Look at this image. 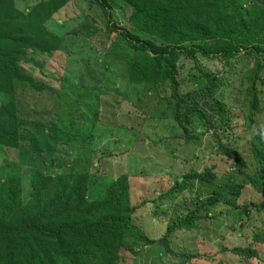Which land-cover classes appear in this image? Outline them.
Listing matches in <instances>:
<instances>
[{
	"label": "trees",
	"instance_id": "trees-1",
	"mask_svg": "<svg viewBox=\"0 0 264 264\" xmlns=\"http://www.w3.org/2000/svg\"><path fill=\"white\" fill-rule=\"evenodd\" d=\"M72 1L43 0L21 11L16 0H0V149L19 150L24 131L31 126L21 116L19 93L54 88L55 82L46 81L51 73L37 77L32 70L39 65L36 58H52L63 46L64 38L49 31L46 24ZM90 1L103 12L109 32H118L125 44L129 84L171 91L167 97L171 118L183 129L186 142L193 139L192 118L213 127L211 118L218 117L219 125L212 132L216 150L239 160L243 184L184 204L180 217L173 216L168 223L162 220L161 235L150 238L146 228L136 223L139 208L151 203L159 216L155 204L175 198L181 185L216 181L211 168L191 172L159 197L139 204L132 202L131 180L124 173L111 180L99 200L89 195V172L37 168L28 183L14 173L0 176V264H126V253L140 243L160 245L177 261L188 264L195 256L175 251L173 235L178 230H198L199 223L215 219L214 210L223 207L227 218L235 213L241 217L227 226L230 238L224 237L216 254L229 253L236 264H264V0H122L131 9L128 25L122 28L113 20L117 0ZM199 57L226 66L231 61L249 62L241 75L235 73L240 80L235 87L240 94L238 105L228 108L218 93L224 86L234 87L235 82H228L231 72L211 73L198 63ZM182 60L194 62L189 78L194 88L186 93L180 78ZM30 62L34 65L26 67ZM203 99L213 115L199 107ZM97 105L86 108L84 119L88 115L99 128L107 127L100 112L108 105ZM73 111L65 113L79 120L82 111L78 106ZM168 117L161 113L158 120ZM206 255L203 261H208Z\"/></svg>",
	"mask_w": 264,
	"mask_h": 264
},
{
	"label": "rangeland",
	"instance_id": "rangeland-1",
	"mask_svg": "<svg viewBox=\"0 0 264 264\" xmlns=\"http://www.w3.org/2000/svg\"><path fill=\"white\" fill-rule=\"evenodd\" d=\"M40 1L43 0H16V5L19 10L26 11ZM112 14L117 27L122 28L128 25L131 9L122 0H117ZM46 27L63 37L64 43L52 58H36L39 65L32 72L37 77L44 76L43 72L51 73L46 81L55 82L54 88L45 92L19 93L21 116L31 126L24 131L25 141L19 150L0 149V176L14 173L28 183L37 168L56 173L89 172L92 179L89 195L93 200H99L104 197L111 180L118 173H124L131 180L132 202L139 204L159 197L185 175L211 168L217 175L216 181L210 184L191 181L181 185L175 198L155 204L159 216L153 213L155 209L151 203L139 208L136 223L146 228L150 238L161 235L162 220L168 223L173 216L180 217L184 204L202 201L214 190L243 184L239 160L230 159L216 150L212 132L219 125L217 116L211 118L213 127L197 117L192 118L189 128L193 139L186 142L183 129L171 118L172 106L168 107L167 98L171 91L162 86L152 90L129 84L125 44L118 38V32H109L108 22L97 4L90 0H73L49 20ZM34 62L26 67H31ZM198 63L211 73L226 69L231 72L228 82H235L234 87L224 86L218 93L228 108L238 105L240 94L235 87H239L240 80L235 73L239 71L241 75L250 67L249 62L231 61L226 66L224 62L199 57ZM179 65L182 92L186 93L194 88V83L189 81L194 62L182 60ZM203 102L199 107L213 115V110L205 105V99ZM104 103L108 108L101 110L100 119L107 127L101 125L103 128H99L88 115L84 119L89 105L98 108ZM76 106L82 111L79 120L68 115ZM161 113L169 117L159 121ZM82 120L84 123L80 125ZM241 132L240 129L239 135ZM51 138L57 141L56 145ZM245 147L247 158L249 151L248 146ZM103 154L108 156L102 157ZM226 211L225 207L215 209L216 218L199 223L198 230L175 232L172 237L175 251L195 256L188 264H236L231 254H216L222 248L224 237L230 238L227 226H232L241 217L235 213L229 219ZM233 240L234 237L230 239ZM205 254L208 261L202 260ZM125 262L187 264L177 261L160 245L149 247L144 243L127 252Z\"/></svg>",
	"mask_w": 264,
	"mask_h": 264
}]
</instances>
